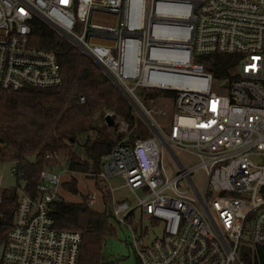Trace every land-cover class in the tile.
Segmentation results:
<instances>
[{"label":"built area","instance_id":"1","mask_svg":"<svg viewBox=\"0 0 264 264\" xmlns=\"http://www.w3.org/2000/svg\"><path fill=\"white\" fill-rule=\"evenodd\" d=\"M36 18L152 120V136L115 145L98 174L111 194V221L131 230L127 221L139 210L163 226L141 247L143 233L132 231L139 263L241 264V246L264 247V0H0V92L62 83L57 56L32 45ZM215 55L237 58L230 82L216 81L198 61ZM143 90L175 95L167 132L145 109ZM120 127L116 140L128 132ZM68 173L51 164L40 175L39 199L21 194L0 264H80L82 236L55 228L49 213ZM123 189L134 204L118 196Z\"/></svg>","mask_w":264,"mask_h":264},{"label":"trees","instance_id":"2","mask_svg":"<svg viewBox=\"0 0 264 264\" xmlns=\"http://www.w3.org/2000/svg\"><path fill=\"white\" fill-rule=\"evenodd\" d=\"M31 42L57 56L62 83L49 88L0 92V167L17 163L18 170L16 186L0 187V246L13 227L21 194L37 201L40 175L54 164L57 169H66V176L71 178L63 181L58 200L49 205V213L55 228L82 236L80 264H126L105 253L116 229L111 221V194L98 178L100 158L119 143L132 145L152 133L111 78L38 18L32 22ZM198 61L216 81L233 79L236 57L215 55L199 57ZM139 95L145 103L159 98L175 101V95L169 91L143 90ZM107 115L114 118L116 126L125 123L128 134L123 133L116 140L117 128L107 126ZM73 173L92 175L97 190L103 193L106 212L93 209L88 198L81 196ZM76 197L81 200L75 201ZM239 260L241 264H264V247L241 246ZM135 264H140L138 259Z\"/></svg>","mask_w":264,"mask_h":264},{"label":"rangeland","instance_id":"3","mask_svg":"<svg viewBox=\"0 0 264 264\" xmlns=\"http://www.w3.org/2000/svg\"><path fill=\"white\" fill-rule=\"evenodd\" d=\"M109 22L110 24H113L112 19H110ZM219 83L221 84V82ZM219 86L220 85L217 84L216 91H220ZM119 89L122 91V93L125 95L126 98L129 97L121 88ZM143 105L146 110L151 112L153 120L159 125V127L162 128L163 131L167 132V130L169 129V125L171 123L172 116H173L175 101L171 99H167V98L160 100L159 98L157 100H151L148 103L143 102ZM135 111L140 116L138 109H135ZM148 118L150 121H152L149 116ZM145 123L148 124L146 121ZM121 129L122 128L120 127L119 130L117 131L118 134L121 132ZM124 133L128 134V132L126 131H124ZM183 161L186 163H195V160L190 157H184ZM165 163H166L167 172L169 173L170 176H173L175 172L177 171V168L175 167L173 163V159L169 155L165 156ZM11 168H12V165H5L0 168V172H1L0 187L1 188H11V187L16 186L17 179L15 176L11 174ZM202 172L203 171L200 170L196 173V177L198 181L204 180V176ZM70 178L64 175L63 181H70ZM73 178L74 180L76 179L75 182H77L76 185L82 197L86 198L89 192L93 194H97V193H94V190L97 191V187L95 185L96 181L92 178V175H88L87 177L75 175L73 176ZM112 184L117 186L120 184V181L115 180L113 181ZM139 194L140 196H142L141 193ZM118 196L122 200H126L129 203L134 204L133 195L129 193L128 190L123 189L119 191ZM97 199L99 201H97L93 205L91 204L90 205L93 209L101 213H104V209L106 206V204L104 203V199L103 201H100L101 198L99 194H98ZM74 200L80 201L81 198L76 197ZM112 225L116 229V236L113 239H111L106 245L105 253L108 254L112 258L121 259L126 264L137 263L136 253H135L134 248L131 245L132 239H133L132 231H135L137 233H141V232L143 233L142 245L139 244L138 247L150 245L154 240H156L157 238H160L163 234L162 224L154 223L150 217L143 215L141 211L139 210L135 211L133 215V219L131 221H127V225L131 228V230L128 227L120 225L113 220H112ZM2 254H3V245L0 246V263H1Z\"/></svg>","mask_w":264,"mask_h":264},{"label":"water","instance_id":"4","mask_svg":"<svg viewBox=\"0 0 264 264\" xmlns=\"http://www.w3.org/2000/svg\"><path fill=\"white\" fill-rule=\"evenodd\" d=\"M127 99L131 103V105L133 106L134 109H138L140 116L148 123V125L151 126V122L147 119V117L144 115L143 111L140 110V108L136 105V103H134L130 97H128ZM105 122H106L108 127H115V129L117 128L115 120L112 116H107L105 119Z\"/></svg>","mask_w":264,"mask_h":264},{"label":"bare ground","instance_id":"5","mask_svg":"<svg viewBox=\"0 0 264 264\" xmlns=\"http://www.w3.org/2000/svg\"><path fill=\"white\" fill-rule=\"evenodd\" d=\"M95 193V192H94ZM87 198H88V200L92 203V204H94V203H96L97 201H99L97 198H98V193L97 194H93V193H88L87 194V196H86ZM101 201V200H100Z\"/></svg>","mask_w":264,"mask_h":264}]
</instances>
